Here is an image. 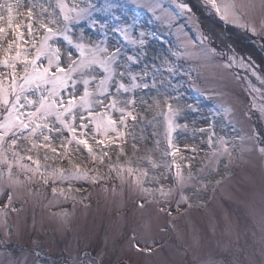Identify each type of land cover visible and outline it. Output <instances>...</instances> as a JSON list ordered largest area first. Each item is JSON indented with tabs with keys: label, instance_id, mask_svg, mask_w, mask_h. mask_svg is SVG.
Returning <instances> with one entry per match:
<instances>
[{
	"label": "rangeland",
	"instance_id": "obj_1",
	"mask_svg": "<svg viewBox=\"0 0 264 264\" xmlns=\"http://www.w3.org/2000/svg\"><path fill=\"white\" fill-rule=\"evenodd\" d=\"M195 1L205 10L203 14L191 8L188 0H161L166 14L157 11L156 15L132 0H92L97 8L105 3L123 5L114 9L120 20L96 11V26L91 27L89 20L81 21L74 26L73 39L83 34L85 41L104 42L110 49L120 47L121 63L127 55L138 56V62L131 63L128 70L139 74L137 82L142 79L149 88L120 93L121 102L135 99L129 110L137 120L128 118L127 127L120 126L123 139L110 134L115 139L105 148L110 160H94L75 142L61 147V140L71 139L65 131L63 137L51 134L55 153L39 150L41 171L63 170L64 178L60 171L54 176L45 172L47 185L39 173L28 182L24 172L13 168L22 183L14 187L7 181L0 184V208L8 203L9 195L12 197L10 207L4 209L6 215H0V264H96L93 260L98 264H264V154L259 152L264 146V115L259 111L264 106V84L257 79H264V69L244 47L231 42V33L210 21L237 27L264 46V9L260 0H253L256 6L243 10V20L256 29L253 34L225 23L205 0ZM68 2L71 4V0ZM236 2L247 4L248 0ZM178 3L187 4L191 11H182ZM100 23L109 28L101 30ZM126 25L133 38L140 32L146 34L143 47L127 43L112 30ZM203 36L207 37L204 48H214L215 55L199 54ZM187 41L197 45L195 50L189 48L192 57L173 56V52L184 51L182 45ZM60 43L65 53H75L63 41ZM241 57L248 68L239 67ZM169 62L177 67L176 73L167 71ZM228 63L233 66L224 67ZM253 69L257 75H253ZM145 70L147 76L142 75ZM97 73L103 75L99 69ZM123 82L130 84L128 76ZM77 90L82 93V84ZM111 91L115 94L114 83ZM166 102L179 111L170 114ZM226 108L231 110L227 115ZM110 115L119 120L118 111ZM211 132H215L213 141L219 137L228 141L231 162L227 155L220 157L219 164L209 162ZM91 135L84 138L98 154ZM121 148L124 155L117 158ZM31 155L36 158L35 151ZM153 162L158 167H153ZM22 163L32 164L28 160ZM109 164L114 170H109ZM177 165L185 175L190 166L194 176L183 187L175 182ZM128 166L146 169L148 175L137 171L129 176ZM136 177L152 194L142 191ZM161 185L166 193L171 189L170 194L160 195ZM53 187L57 189L55 194Z\"/></svg>",
	"mask_w": 264,
	"mask_h": 264
},
{
	"label": "snow or ice",
	"instance_id": "obj_2",
	"mask_svg": "<svg viewBox=\"0 0 264 264\" xmlns=\"http://www.w3.org/2000/svg\"><path fill=\"white\" fill-rule=\"evenodd\" d=\"M132 3L146 6L153 15H156L157 11L166 14L161 0H132ZM205 3L210 5L225 23H233L250 30L253 34L256 33L255 27L242 18L245 8L256 6L253 0H248L247 4H237L236 0H205ZM122 7L123 5L105 3L97 8L92 0H71V4L68 0H27V3L25 0H2L0 2V68L4 69L0 71V184L7 181L8 186L14 187L22 183L19 173L13 171L14 167L25 173V180L28 182H32L33 176L39 173L43 183L47 185L48 178L45 172L48 176H54L57 171H60L61 178H64L63 170L53 168L51 171L48 169L41 171L39 150L50 149L53 153L57 151L51 146L53 132L63 137L66 131L71 137V139L61 140V147L75 142L78 148L82 145L90 155H93L94 160L98 159L103 163L105 157L111 159L105 151L110 143L115 142L110 134H115V138L123 139L124 133L120 126L126 128L128 118L137 120V115L129 110L130 106L135 105V99H126L121 102L118 99L120 93L133 92L141 87L148 89L149 84L142 79L137 82L139 74L128 70L131 63L138 62V56L127 55L121 63L122 49L120 47L110 49L104 42L85 41L83 34L73 39V34L74 26L81 21L89 20L90 26L95 27L97 21L93 19V13L96 11L108 12L119 21L120 17L115 15L114 9ZM177 7L182 11H191L185 3H178ZM260 7L264 9V0H260ZM21 16L24 19L18 22L17 18ZM156 18L161 17L156 16ZM99 27L101 30H107L109 25L100 23ZM262 27H264V21H262ZM112 30L120 33L127 43L141 47L146 44L144 32H140L138 38H133L127 25L113 27ZM206 40V36L200 39L199 54L205 57L209 54L215 55L214 48H204ZM60 41L75 49V53L72 51L65 53ZM182 46L183 52H173V56L178 59L191 58L193 52H190L189 48L195 50L197 47L195 41H187ZM235 59V57L230 58L233 62ZM232 66V63L224 65L226 68ZM121 67L124 70L118 71ZM239 67H249L242 57L239 60ZM97 69L103 72L102 76L97 73ZM159 70L156 68V71ZM167 71L174 74L177 72V67L169 62ZM252 72L253 75H257L254 69ZM147 74L146 70L142 73L143 76ZM117 76L119 80L115 79ZM125 76H128L130 84L123 82ZM257 79L264 84V79L259 76ZM113 83L115 94L111 91ZM81 84L83 91L78 93L77 86ZM93 84L94 88L90 87ZM121 103L123 106H120ZM159 106L160 102L156 101V107ZM166 106L172 115L179 111L178 109L174 111L172 105L167 102ZM114 111L120 113L119 120L113 119L110 115V112ZM224 111L227 115L231 110L226 108ZM259 111L264 115V106H261ZM89 125H92V128H89ZM171 127V121H169V135ZM90 132L91 139L99 148L98 154L93 153L88 139L84 138ZM97 136L102 138L96 139ZM213 136L215 132H211L208 137V145L212 149L208 157L209 162L214 161L219 164L220 157L225 155L231 162L232 153L228 147V141L223 137L213 141ZM254 137L259 140L258 134H254ZM214 144L217 146L214 147ZM169 145L171 146L170 140ZM34 151L36 158L31 155ZM259 152L264 154V146L259 147ZM119 155H124L123 148L120 149L117 158ZM43 159L47 161L49 157L45 155ZM24 160L31 161L32 164L22 163ZM153 167L158 165L153 162ZM108 168L114 170V165L109 164ZM123 170L124 166H121V171ZM126 171L129 176H133L137 171L142 176L148 175L146 169H134L130 166L126 168ZM76 175H86V173H76ZM193 179L190 166L185 175L177 165L175 182L178 186L183 187ZM136 183L141 185L142 191L152 194L149 189L142 187L139 177H136ZM56 191L57 189L53 187V194ZM158 191L160 195H167L170 194L171 189L166 193L161 185ZM181 198L187 202V197L183 194ZM11 201L12 197L9 195L8 203L4 208H0V215H6L4 209L10 207ZM11 210L16 211L14 208ZM138 250H140L139 247Z\"/></svg>",
	"mask_w": 264,
	"mask_h": 264
},
{
	"label": "trees",
	"instance_id": "obj_3",
	"mask_svg": "<svg viewBox=\"0 0 264 264\" xmlns=\"http://www.w3.org/2000/svg\"><path fill=\"white\" fill-rule=\"evenodd\" d=\"M193 1L188 0V2L191 4V8H193L198 14H199L198 11H200V14H203L202 12H205V10H201L202 7H200L196 1L195 2ZM210 21L217 28L224 29L227 32L231 33V35L229 36L231 42L244 47L245 51L256 57L257 61L260 64V67L264 69V46H260V44L257 43L256 39H254L251 35L241 31L237 27L225 25V28L224 27L222 28L221 27L222 23H220L219 21L216 22L214 19H210ZM251 41H254L256 44L254 45Z\"/></svg>",
	"mask_w": 264,
	"mask_h": 264
},
{
	"label": "bare ground",
	"instance_id": "obj_4",
	"mask_svg": "<svg viewBox=\"0 0 264 264\" xmlns=\"http://www.w3.org/2000/svg\"><path fill=\"white\" fill-rule=\"evenodd\" d=\"M223 25H224V26H223ZM230 26H232V25H230ZM221 27H222V28H223V27L225 28V24L222 23ZM88 256H90V255H88ZM92 263H96V264H98L96 260H93Z\"/></svg>",
	"mask_w": 264,
	"mask_h": 264
},
{
	"label": "water",
	"instance_id": "obj_5",
	"mask_svg": "<svg viewBox=\"0 0 264 264\" xmlns=\"http://www.w3.org/2000/svg\"><path fill=\"white\" fill-rule=\"evenodd\" d=\"M119 264H125V263L121 262V263H119Z\"/></svg>",
	"mask_w": 264,
	"mask_h": 264
}]
</instances>
